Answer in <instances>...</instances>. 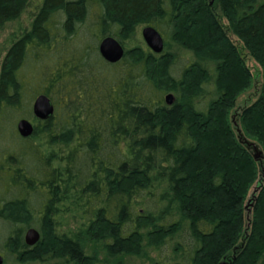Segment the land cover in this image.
Masks as SVG:
<instances>
[{
  "label": "trees",
  "instance_id": "obj_1",
  "mask_svg": "<svg viewBox=\"0 0 264 264\" xmlns=\"http://www.w3.org/2000/svg\"><path fill=\"white\" fill-rule=\"evenodd\" d=\"M26 13L0 62V256L124 264L151 249L155 264H264V169L230 119L252 83L230 38L264 80V0H0V30ZM108 37L124 49L113 64L98 52ZM39 95L54 107L45 121ZM239 121L264 150V84Z\"/></svg>",
  "mask_w": 264,
  "mask_h": 264
},
{
  "label": "rangeland",
  "instance_id": "obj_2",
  "mask_svg": "<svg viewBox=\"0 0 264 264\" xmlns=\"http://www.w3.org/2000/svg\"><path fill=\"white\" fill-rule=\"evenodd\" d=\"M28 18H29V14L26 13L24 14V16L20 19L18 23L9 24L0 30V62L5 54L6 49L9 46L11 35L14 34L18 26L21 25L25 27L28 23ZM139 36L141 37L140 31H139ZM230 39L239 49L242 57L245 60V64L250 71L251 77H252V83L250 84V86L244 89L243 91H241L236 98L235 105L230 112L231 126H232V130L234 131L236 138L251 153L255 161H257L259 170L261 171L264 169V152H263L264 150L262 149V146L260 145L261 143L258 141V139L255 138L254 135H251L250 133H249L250 135H247L244 132V130L241 129V126L239 124L240 123L239 115L243 108H245L246 106H249L256 100V98L259 95V91L264 84V80L262 79L261 69L259 65L255 63L254 60H252L249 57L247 52L243 49L242 45L234 37H231ZM186 53L187 52H182L180 53V56L182 58H186L189 56ZM209 137L210 135H203L202 139L209 138ZM259 156H260V159L259 158L257 159V157ZM256 184H258V180L249 189L248 194H247L248 198H251V195L254 193L255 187L257 186ZM170 245H171L170 242L167 245H165L167 250H164V253H167L168 256H170L169 255L170 250H171ZM1 253L2 252L0 251V255H2ZM146 253H147L148 259L127 256L124 258L123 263L124 264H155L157 261V254L151 249L150 250L147 249ZM2 264H12L11 259L8 258L7 261L3 259Z\"/></svg>",
  "mask_w": 264,
  "mask_h": 264
},
{
  "label": "water",
  "instance_id": "obj_3",
  "mask_svg": "<svg viewBox=\"0 0 264 264\" xmlns=\"http://www.w3.org/2000/svg\"><path fill=\"white\" fill-rule=\"evenodd\" d=\"M141 38L151 52L155 54H160L162 52L163 39L155 29L148 26L142 28ZM98 52L104 61L113 64L122 58L124 49L118 41L108 37L100 42ZM165 101L167 105H170L173 101L172 95L166 96ZM53 111L54 107L46 96L39 95L34 99L32 103V114L35 119L45 121L52 116ZM16 128L18 134L22 138L31 136L34 130L33 124L26 119L19 120ZM39 239V232L33 228L28 229L24 235L25 244L28 247L34 246ZM2 262L3 258L0 256V264H2Z\"/></svg>",
  "mask_w": 264,
  "mask_h": 264
}]
</instances>
